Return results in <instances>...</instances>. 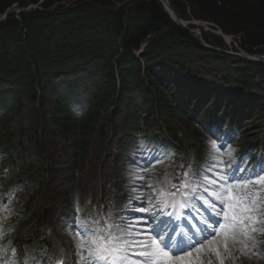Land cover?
Instances as JSON below:
<instances>
[{
    "label": "rangeland",
    "instance_id": "1",
    "mask_svg": "<svg viewBox=\"0 0 264 264\" xmlns=\"http://www.w3.org/2000/svg\"><path fill=\"white\" fill-rule=\"evenodd\" d=\"M18 11L19 7L14 9V12ZM209 29L214 33L219 32L215 28ZM198 30L202 29L195 27L193 32L197 33ZM212 32L203 31L201 34L215 35ZM233 42L234 44L229 45L224 41L227 47L225 52L229 53L225 59H219L218 53L212 51H191L187 54V58L167 57L162 70H170L179 75L174 63L185 62L189 68L188 75H195L197 83H206L215 88L233 87L235 92H240V86L223 80L226 76L233 79L237 77V73L233 71L237 60L231 54L236 51L237 54H245L241 48L240 37H233ZM84 63L78 60L73 65L61 63L49 68L45 105L37 110L31 101L26 100L23 107L13 113L11 131L13 133L24 131L25 136L22 140L13 139L9 153L0 157V264H13L4 260L10 248V243H7L9 237L20 235L21 239L26 241L32 235L35 221L20 216L25 201L32 194L38 193L36 208L46 212L44 232L51 245L47 257L49 264L50 262L57 264L58 261H62V264H78L79 257L75 243L79 238L75 236V232L69 234L65 228L68 226L71 229L75 223H79L85 217L103 223L109 211L106 206L111 197L108 187H114L112 196L118 207L123 208V211L111 208L117 220L122 215H131L124 211V205L127 198L136 195V192L132 190L131 182L125 177L128 173L123 176V172H119L118 178L114 177L117 170L129 167L140 172V168L147 167L149 156L169 152L168 158L163 163H156L147 172L140 173L144 179L142 181L137 179L134 183L141 196H152V189H155L156 195H159L161 188H168L170 183H177L186 170L196 172L201 166L207 167L205 161L214 139L221 162L208 173L210 179L218 180L216 173L224 174V172L238 177L248 176L253 171H258L260 167H264V121L254 113L247 116L249 118L247 121L240 122L239 119L236 124L230 122L226 125L221 122L224 116L222 113L218 117L217 124L211 126L209 117L211 115L214 118L211 112L205 111L202 116L191 119L175 105L161 111L156 106L152 108L150 104L146 109L140 95L135 97L134 103L122 108L117 114H113V108H105L101 111L99 124L108 125L109 129L95 133L89 138L86 157L84 161H78L75 156L78 139L67 141L56 129L53 117L58 103L63 106L67 104L72 114H77L82 107H85L89 95L100 88L99 79L94 78L96 75L94 67L85 66ZM60 74L63 77L59 79L57 76ZM73 77L76 78L74 81L79 83V91L76 95L68 93L72 85L68 86L65 83V81L70 82ZM167 78H171V75ZM253 92L252 90L250 93ZM242 103L235 105L232 111ZM113 127L115 130L112 132ZM36 128H38V138H31L30 131ZM196 131L199 133L196 134ZM173 134L177 136L175 140L172 138ZM140 142L151 145L142 155L138 151ZM130 147L135 148L134 152L130 151ZM108 150L112 151L111 156L107 155ZM256 151L258 153L253 158L254 162L248 163ZM9 155L12 156L11 162L1 164L2 159H8ZM132 160H136L140 167L134 165ZM225 160L228 161L227 164L224 163ZM106 162L110 170L109 184H106L108 179L101 175ZM44 163L47 164L48 170L38 173L37 170ZM236 168H240L241 171L235 172ZM245 168L248 169L247 172L243 171ZM148 183L151 184V188L145 186ZM53 189H56V196L51 198L49 193ZM261 195L264 196V192ZM212 199V195L203 192V188H200L199 195L189 197L188 212L183 215L185 221L178 215L172 218L177 221L181 219L178 226L174 225L173 228L178 233H184L186 237L199 238V229L204 227L201 221L213 215V210L204 203V200L211 203ZM134 206L142 205L136 201ZM77 208L80 209L79 212ZM217 210H219L218 202ZM136 215L145 218L148 216L147 213L140 212H136ZM157 216L155 223L159 224L160 220L168 215L158 212ZM171 223L172 221L168 220L165 226L169 227ZM152 226L154 225H141L142 228ZM250 235L254 238V246L252 239L238 237L235 242L229 240L228 252H223L221 248L224 264H264V232H250ZM37 254L38 249L35 246L25 245L22 262L19 264H25L26 261L27 264H39ZM203 258L204 264H208L209 259L211 264H218L214 254L205 252Z\"/></svg>",
    "mask_w": 264,
    "mask_h": 264
},
{
    "label": "trees",
    "instance_id": "2",
    "mask_svg": "<svg viewBox=\"0 0 264 264\" xmlns=\"http://www.w3.org/2000/svg\"><path fill=\"white\" fill-rule=\"evenodd\" d=\"M40 2L0 0V17L14 5L24 10ZM170 4L180 19L213 24L226 36L240 37L241 48L247 54L264 56V0H170ZM39 7L11 14L0 24V155L8 153L7 146L16 136L10 131L14 107L21 109L26 98L43 107L49 68L61 63L73 65L78 60L94 67V78L99 79L101 88L91 95L87 110L78 117L58 103L53 122L67 141L78 139L82 161L89 136L100 129L101 111L112 107L116 114L134 103L137 95L144 100L146 109L150 104L161 111L175 105L191 119L205 111L224 113V121L251 112L264 118L262 63L236 58L233 71L237 77L223 79L240 86L247 96L233 87L197 83L195 75H188L185 62L174 63L179 75L162 70L167 57L187 58L191 51L201 52L203 48L189 31L173 23L158 0H44ZM203 38L212 46L227 49L220 37L203 34ZM218 56L227 57L222 52ZM78 86L74 83L68 93L76 95ZM240 102L243 103L232 111ZM37 136L35 131L36 139ZM24 213L26 218L36 220L32 244L48 247L41 240L45 214L36 211L34 198L25 205ZM23 245L18 237L14 240L17 260ZM46 247L40 258L47 254Z\"/></svg>",
    "mask_w": 264,
    "mask_h": 264
},
{
    "label": "snow or ice",
    "instance_id": "3",
    "mask_svg": "<svg viewBox=\"0 0 264 264\" xmlns=\"http://www.w3.org/2000/svg\"><path fill=\"white\" fill-rule=\"evenodd\" d=\"M150 147V144L140 142L138 151H147ZM210 149L205 161L206 168L201 166L196 172L186 170L177 183L161 188L159 195L152 189V196H141L135 185H130L136 195L127 198L124 211L131 215H122L117 220L109 212L103 223L85 217L71 229L66 226L65 230L69 234L75 232V236L79 238L75 243L78 264H204L205 252L214 254L218 264H224L221 248L223 252H228L229 240L235 242L238 237H244L252 239L254 246L255 241L250 232H264V196L261 195L264 192V167L248 176L216 173L218 180H212L208 173L221 162L215 139ZM229 155L231 156V152ZM168 156L167 151L149 156L147 167L130 175L133 179L142 181L144 177L140 173L147 172L156 163H163ZM131 162L140 167L136 160ZM234 171L239 172L241 169L236 168ZM243 171L247 172L248 169ZM145 186L151 188L150 183ZM200 188L212 195L211 203L204 200L213 210L212 217L201 221L204 227L199 229V238L186 237L181 233L179 239H174V234H168L162 227L165 223L163 219L159 224L155 223L157 213H165L169 208L184 209L189 197L199 195ZM136 201L142 206L135 207ZM79 211L77 208V212ZM136 212L147 213L148 216H135ZM167 215L171 217L173 213ZM142 224L154 226L142 228ZM57 264H62V261ZM208 264H211L210 259Z\"/></svg>",
    "mask_w": 264,
    "mask_h": 264
},
{
    "label": "bare ground",
    "instance_id": "4",
    "mask_svg": "<svg viewBox=\"0 0 264 264\" xmlns=\"http://www.w3.org/2000/svg\"><path fill=\"white\" fill-rule=\"evenodd\" d=\"M169 5H170V3H168ZM171 6V5H170ZM187 27H189V26H187ZM196 28H199V29H202L201 31H196L197 33H198V36L200 37H203V34H201L203 31H210V27H207L206 25H204L203 23H200V24H198L197 26H196ZM221 34L222 35H224L222 32H221ZM224 37H226L225 38V41L229 44V45H232V44H234V42H233V37H229V36H225L224 35ZM134 150H135V148L133 149V147H130V151L131 152H134ZM141 155L143 154V151H140L139 152ZM111 154H112V151L111 150H108L107 151V155L108 156H111ZM133 159V158H132ZM130 161V160H129ZM224 163H228V161L226 162V160L224 161ZM107 166H108V164H107V162L105 163V165L103 166V172H102V174L101 175H103V177L105 178V179H108V177H109V175H110V170L107 168ZM217 171H219V170H217ZM119 172H123V176L124 175H126L127 173H128V175H126L125 177L127 178V180H128V182H131V184L130 185H133L134 183H135V181L137 180V179H133V177L130 175V173H132V172H139L138 170H131L129 167H123V168H121L120 170H117L116 171V174L114 175V177L116 178H118V176H119ZM107 183L106 184H109L110 183V181H109V179H108V181H106ZM107 190H108V192H109V194H110V198H109V201H108V205L106 206V208L109 210L108 212H107V215H108V213L110 212L111 214H112V218L113 219H117V216H115V213H112L111 212V208H114V209H120V211H123L122 209V207H118V203L116 202V200H115V198H114V196H112L113 194H114V187L113 186H111V187H108L107 188ZM49 196L51 197V198H53V196H56V189H53L50 193H49ZM201 196H203V195H201ZM188 204V203H187ZM167 210V209H166ZM134 215H135V213H134ZM136 216H140V215H136ZM172 225V224H171Z\"/></svg>",
    "mask_w": 264,
    "mask_h": 264
},
{
    "label": "water",
    "instance_id": "5",
    "mask_svg": "<svg viewBox=\"0 0 264 264\" xmlns=\"http://www.w3.org/2000/svg\"><path fill=\"white\" fill-rule=\"evenodd\" d=\"M161 5L163 6V8L165 9V11L168 13L169 17L171 18V20L178 26L182 27V28H185V29H188L187 26H194V25H197L196 23H189V22H184L183 20H181L177 14L175 13V11L172 9V7L168 4L169 3V0H158ZM11 10L8 11L4 18L7 17L9 14H10ZM3 20L0 19V22ZM194 33V32H193ZM195 34V33H194ZM198 40L201 42L202 46L207 48V49H210V50H214V48H211L209 46H206L203 41L198 38ZM242 58H245V56H242ZM256 61H261V62H264V57H257V60Z\"/></svg>",
    "mask_w": 264,
    "mask_h": 264
}]
</instances>
